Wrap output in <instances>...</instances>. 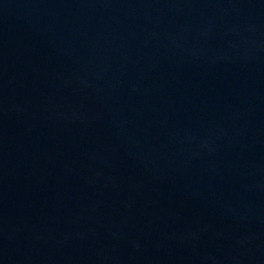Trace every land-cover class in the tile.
<instances>
[{"label": "water", "instance_id": "95a60500", "mask_svg": "<svg viewBox=\"0 0 264 264\" xmlns=\"http://www.w3.org/2000/svg\"><path fill=\"white\" fill-rule=\"evenodd\" d=\"M197 0H0V264H102Z\"/></svg>", "mask_w": 264, "mask_h": 264}]
</instances>
